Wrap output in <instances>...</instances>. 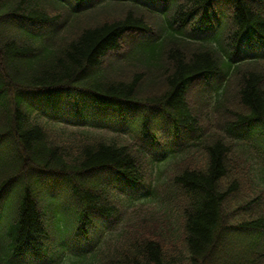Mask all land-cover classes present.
<instances>
[{
  "label": "trees",
  "instance_id": "16d2710c",
  "mask_svg": "<svg viewBox=\"0 0 264 264\" xmlns=\"http://www.w3.org/2000/svg\"><path fill=\"white\" fill-rule=\"evenodd\" d=\"M26 256L264 264V0H0V264Z\"/></svg>",
  "mask_w": 264,
  "mask_h": 264
},
{
  "label": "rangeland",
  "instance_id": "374dc122",
  "mask_svg": "<svg viewBox=\"0 0 264 264\" xmlns=\"http://www.w3.org/2000/svg\"><path fill=\"white\" fill-rule=\"evenodd\" d=\"M132 57H140L141 56V51H139V50H137L136 52H133L132 54ZM106 59H111V61H120L121 59L118 57V56H114L113 54L111 55V53L109 54H107V56H106ZM121 64V63H120ZM117 65L116 66V68H118V70H119V72H123V71H125V70H127V69H129V68H122V66L121 65ZM121 66V67H120ZM129 72H126V73H124V74H128ZM126 75H123V77H125ZM130 76V75H129ZM129 76H127L126 78H129ZM150 79H148L147 80V82L149 81ZM199 86L201 85V84H198ZM72 130H74V129H72ZM93 132H95V131H93ZM96 133V132H95ZM106 133L109 135L110 134V131H106ZM110 136V135H109ZM122 143H125V144H127V143H131V141L130 140H125V139H123V138H121V139H119ZM149 209H152V207H150ZM155 211H156V209H154V210H151V211H149L148 213L149 214H147V219H148V221H151V224H152V222H157L158 224H164V223H167V221H166V215H164V212H160V211H158L157 213H155ZM167 229H168V227H167ZM166 232H167V230H166ZM145 235L146 236H149V237H153V234L152 233H145Z\"/></svg>",
  "mask_w": 264,
  "mask_h": 264
}]
</instances>
